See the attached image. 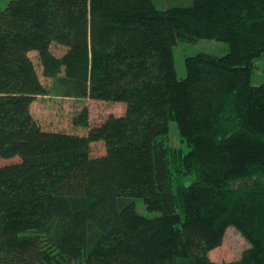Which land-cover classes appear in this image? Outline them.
<instances>
[{
  "label": "trees",
  "instance_id": "1",
  "mask_svg": "<svg viewBox=\"0 0 264 264\" xmlns=\"http://www.w3.org/2000/svg\"><path fill=\"white\" fill-rule=\"evenodd\" d=\"M203 38L228 51L186 55L178 77L173 45ZM31 50L61 94L124 112L41 123ZM263 52L264 0H0V157L16 158L0 165V264H264ZM170 119L194 176L175 189ZM231 224L249 246L214 261Z\"/></svg>",
  "mask_w": 264,
  "mask_h": 264
},
{
  "label": "rangeland",
  "instance_id": "2",
  "mask_svg": "<svg viewBox=\"0 0 264 264\" xmlns=\"http://www.w3.org/2000/svg\"><path fill=\"white\" fill-rule=\"evenodd\" d=\"M161 6L176 3H186V0H158ZM51 52L60 56L64 52V46L57 43H51ZM207 52L214 55H222L228 51V45L225 41L214 39H199L194 43L186 42L183 39L177 40L173 45L174 66L178 77L185 75L184 58L186 55H191L196 52ZM30 58L33 60L39 78L47 88V93L44 95H37L30 104L31 111L39 118L43 124H55L57 127H67L68 117L76 114L83 106L88 108L89 120L91 123L101 122L108 114L121 115L124 112V104L121 102L105 101L98 99H91L89 97H71L60 93V89H56L50 77H46L42 71L37 52L31 50L28 52ZM58 119L57 121H54ZM48 120V121H47ZM169 131L165 138L167 144L173 149L172 160L176 159L175 163L180 164L178 170L172 164L175 173L172 175L173 188L186 186L193 179V174L189 168L185 166L182 159L180 161V153H185L189 147L181 139L177 133V125L175 120L170 119L168 122ZM90 151L92 154L99 155L104 152V147L101 141L91 142ZM180 156V157H178ZM174 157V159H173ZM16 158L0 157V165L14 161ZM171 160V161H172ZM180 162V163H179ZM140 203L138 202V205ZM249 246V241L241 231L238 224L229 225L223 235L221 244L209 251V257L214 261L227 262L238 258L243 249Z\"/></svg>",
  "mask_w": 264,
  "mask_h": 264
},
{
  "label": "crops",
  "instance_id": "3",
  "mask_svg": "<svg viewBox=\"0 0 264 264\" xmlns=\"http://www.w3.org/2000/svg\"><path fill=\"white\" fill-rule=\"evenodd\" d=\"M255 64L251 81L253 84L264 83V52L255 59Z\"/></svg>",
  "mask_w": 264,
  "mask_h": 264
}]
</instances>
